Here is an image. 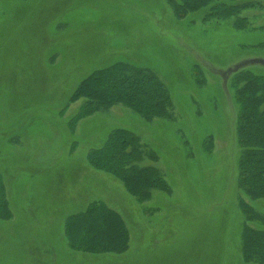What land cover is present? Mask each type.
I'll list each match as a JSON object with an SVG mask.
<instances>
[{
  "label": "rangeland",
  "instance_id": "obj_1",
  "mask_svg": "<svg viewBox=\"0 0 264 264\" xmlns=\"http://www.w3.org/2000/svg\"><path fill=\"white\" fill-rule=\"evenodd\" d=\"M228 1L178 19L166 0H0V174L12 212L0 220V264H246L238 200L264 212V198L248 199L237 186L229 82L239 67L264 74V1L239 12L246 30L234 29L233 18L203 19ZM120 61L155 73L170 93V117L114 104L73 121L69 132L84 100L68 103L70 92ZM115 128L156 154L139 165L157 167L169 193L152 189L139 203L89 167L88 151ZM93 200L123 216L124 252L67 247L64 217Z\"/></svg>",
  "mask_w": 264,
  "mask_h": 264
},
{
  "label": "trees",
  "instance_id": "obj_2",
  "mask_svg": "<svg viewBox=\"0 0 264 264\" xmlns=\"http://www.w3.org/2000/svg\"><path fill=\"white\" fill-rule=\"evenodd\" d=\"M213 1L166 0V3L179 19ZM260 1L215 2L203 19L233 18L231 26L234 29L246 30L250 25L248 19L238 14L243 8L258 6ZM229 83L237 105L235 137L240 148L237 186L248 199H261L264 198V74L239 67L232 70ZM170 97L167 87L151 69L115 62L94 69L70 92L68 103L78 98L84 100L68 121L67 129L70 132L73 121L114 104L125 105L147 119L169 118ZM203 144L210 148L209 142ZM155 155L153 151L147 154L132 131L115 128L99 147L88 151L86 162L94 171L118 180L131 197L142 203L150 197L152 189L170 192L169 184L157 167L139 165L144 156L155 160ZM239 204L243 214L240 232L243 262L264 264V228L261 227L264 212L248 201L239 199ZM11 216L10 202L0 174V220L8 221ZM63 235L69 249L92 255L122 253L128 249L130 241V232L121 213L101 200L90 201L82 209L67 214L63 219Z\"/></svg>",
  "mask_w": 264,
  "mask_h": 264
},
{
  "label": "flooded vegetation",
  "instance_id": "obj_3",
  "mask_svg": "<svg viewBox=\"0 0 264 264\" xmlns=\"http://www.w3.org/2000/svg\"><path fill=\"white\" fill-rule=\"evenodd\" d=\"M61 110H62V109H61ZM61 110H60V111H61Z\"/></svg>",
  "mask_w": 264,
  "mask_h": 264
}]
</instances>
